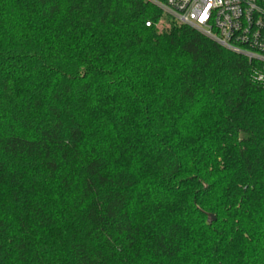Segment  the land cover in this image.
<instances>
[{"label":"trees","instance_id":"obj_1","mask_svg":"<svg viewBox=\"0 0 264 264\" xmlns=\"http://www.w3.org/2000/svg\"><path fill=\"white\" fill-rule=\"evenodd\" d=\"M0 264H264L255 64L149 0H0Z\"/></svg>","mask_w":264,"mask_h":264},{"label":"built area","instance_id":"obj_2","mask_svg":"<svg viewBox=\"0 0 264 264\" xmlns=\"http://www.w3.org/2000/svg\"><path fill=\"white\" fill-rule=\"evenodd\" d=\"M255 64L264 80V0H149ZM150 23L148 22L147 25Z\"/></svg>","mask_w":264,"mask_h":264},{"label":"water","instance_id":"obj_3","mask_svg":"<svg viewBox=\"0 0 264 264\" xmlns=\"http://www.w3.org/2000/svg\"><path fill=\"white\" fill-rule=\"evenodd\" d=\"M208 216H209L208 220H209L210 223L216 220V216H215V214H213V213H209Z\"/></svg>","mask_w":264,"mask_h":264}]
</instances>
